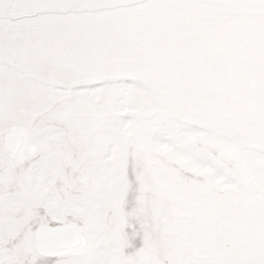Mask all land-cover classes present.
<instances>
[{
  "label": "snow or ice",
  "instance_id": "6c2138e0",
  "mask_svg": "<svg viewBox=\"0 0 264 264\" xmlns=\"http://www.w3.org/2000/svg\"><path fill=\"white\" fill-rule=\"evenodd\" d=\"M0 264H264V0H0Z\"/></svg>",
  "mask_w": 264,
  "mask_h": 264
}]
</instances>
